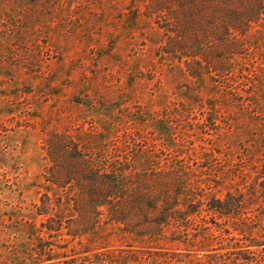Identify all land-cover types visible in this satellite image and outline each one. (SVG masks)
Masks as SVG:
<instances>
[{"label": "rangeland", "instance_id": "374dc122", "mask_svg": "<svg viewBox=\"0 0 264 264\" xmlns=\"http://www.w3.org/2000/svg\"><path fill=\"white\" fill-rule=\"evenodd\" d=\"M148 4L0 0V264H85L95 253L125 264L138 251L158 260L145 264H264V36L230 80L197 82L160 56L166 37ZM54 137L103 167L180 169L186 195L206 183L221 198L243 190L246 209L196 215L163 239L109 227L82 243L41 240Z\"/></svg>", "mask_w": 264, "mask_h": 264}, {"label": "trees", "instance_id": "16d2710c", "mask_svg": "<svg viewBox=\"0 0 264 264\" xmlns=\"http://www.w3.org/2000/svg\"><path fill=\"white\" fill-rule=\"evenodd\" d=\"M148 2L146 11L166 37L160 56L172 59L184 76L197 82L209 79L219 84L230 80L236 74L238 59L250 51L251 37L264 36V0ZM68 139L54 137L47 143L48 192L36 206L37 216L43 218L38 230L41 240L66 237L68 243H82L109 227L139 238L163 239L176 236L182 228L189 229L184 224L196 215L222 219L241 216L246 209L243 190L237 189L235 195L228 189L221 198L223 189L204 183L202 194L186 195L180 169L137 173L118 162L103 167ZM152 180L162 183L158 193L152 189ZM145 253L130 252L123 261H158ZM71 258L72 263H78V258ZM83 261L121 262L113 253L87 255Z\"/></svg>", "mask_w": 264, "mask_h": 264}]
</instances>
